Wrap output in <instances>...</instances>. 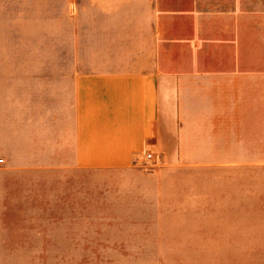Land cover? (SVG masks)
I'll return each mask as SVG.
<instances>
[{
  "label": "crops",
  "instance_id": "1",
  "mask_svg": "<svg viewBox=\"0 0 264 264\" xmlns=\"http://www.w3.org/2000/svg\"><path fill=\"white\" fill-rule=\"evenodd\" d=\"M37 5L0 0V256L89 249L86 234L2 228L4 210L36 206L35 193L39 208L47 192L55 208L77 207L62 193L80 176L118 190L120 222L190 224L205 222L187 215L192 176L264 160V0ZM145 151L156 168L138 167ZM125 247L264 260V232L106 236V248Z\"/></svg>",
  "mask_w": 264,
  "mask_h": 264
},
{
  "label": "rangeland",
  "instance_id": "2",
  "mask_svg": "<svg viewBox=\"0 0 264 264\" xmlns=\"http://www.w3.org/2000/svg\"><path fill=\"white\" fill-rule=\"evenodd\" d=\"M31 4L46 5L48 12L62 7L64 1L85 6L89 0H30ZM76 4V5H75ZM142 170L154 167L145 166L140 161ZM221 167V168H220ZM211 167L192 176L196 186L192 188L193 203L187 215L205 219V222L190 224L168 223H124L118 214L115 201H111L112 187L106 186L104 178L95 174L93 181L79 177L78 183H64L63 195H77V207L68 206L55 208L54 192H47L46 204L51 206L30 208H6L2 215V228L7 231L31 232H76L93 237L89 249H79L80 254L44 255V256H0V264H248L264 263L263 257L249 259L245 254L233 257H217L204 255H154L138 254L140 250L134 247L106 248V236H117L129 232L157 231H192L215 232L232 231L240 235L250 232H264V160H240ZM71 186L73 191L70 192ZM117 189V188H115ZM67 190V191H66ZM76 190V191H74ZM88 199V200H87ZM116 200V199H115ZM89 202L93 208H85ZM74 203V202H73ZM115 204V206H112ZM112 206V207H111ZM111 207V208H110ZM221 216H233L236 223H217ZM161 219V218H160ZM166 219V218H165ZM75 221V222H70ZM82 252H89L82 254ZM219 260V261H218Z\"/></svg>",
  "mask_w": 264,
  "mask_h": 264
},
{
  "label": "built area",
  "instance_id": "3",
  "mask_svg": "<svg viewBox=\"0 0 264 264\" xmlns=\"http://www.w3.org/2000/svg\"><path fill=\"white\" fill-rule=\"evenodd\" d=\"M142 163H144L145 166L154 167L159 164V160L156 159L153 153H150L149 151H145L142 155V159L140 160Z\"/></svg>",
  "mask_w": 264,
  "mask_h": 264
}]
</instances>
